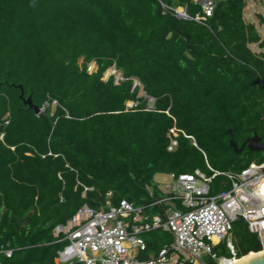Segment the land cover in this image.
<instances>
[{
	"label": "trees",
	"instance_id": "obj_1",
	"mask_svg": "<svg viewBox=\"0 0 264 264\" xmlns=\"http://www.w3.org/2000/svg\"><path fill=\"white\" fill-rule=\"evenodd\" d=\"M213 4L200 24L191 0H0V264H55L66 242L54 230L86 205L182 209L153 205L167 197L157 175L264 163V152L230 145L264 143V54L249 48L264 50V36L244 22L245 0ZM110 69L122 79L104 80ZM173 128L192 139L170 152ZM230 237L239 258L260 251L242 219ZM143 239L142 259L172 242L161 230ZM213 254L231 258L228 240Z\"/></svg>",
	"mask_w": 264,
	"mask_h": 264
},
{
	"label": "built area",
	"instance_id": "obj_2",
	"mask_svg": "<svg viewBox=\"0 0 264 264\" xmlns=\"http://www.w3.org/2000/svg\"><path fill=\"white\" fill-rule=\"evenodd\" d=\"M191 1L202 6L203 14L194 20L203 24L212 16L213 0ZM172 11L178 19H190L186 8ZM243 20L263 37L264 0H245ZM249 48L255 54H264L257 44L249 45ZM95 70L94 64L88 68L89 73ZM145 97L152 109L154 99ZM132 105L130 103L129 107ZM180 135L192 139L173 128L168 134V151L176 149ZM208 169L211 175L200 170L178 177L164 175L171 180L166 186L167 197L153 205L180 201L182 209L165 208L159 214L149 215L145 207L127 201L116 207L108 203V209L84 206L66 226L54 230V237L66 242L58 252L55 264H194V259L198 263L202 255L216 259L213 248L226 239L232 256L219 258L217 264H233L245 257H237L230 237L233 224L239 219L244 220L249 232L259 239L260 251L253 254L264 253V163H252L241 172L215 171L210 166ZM218 177L225 179L222 187L228 189L212 195L211 185ZM146 190L150 197L154 196L153 189L146 187ZM156 230L170 234L172 242L159 253L142 259L141 255L147 251L143 235ZM5 255L11 258L12 251H6Z\"/></svg>",
	"mask_w": 264,
	"mask_h": 264
},
{
	"label": "water",
	"instance_id": "obj_3",
	"mask_svg": "<svg viewBox=\"0 0 264 264\" xmlns=\"http://www.w3.org/2000/svg\"><path fill=\"white\" fill-rule=\"evenodd\" d=\"M21 99L24 104L29 107L30 110H33L36 114L40 113V109L33 105L31 98L24 99L23 93L21 94ZM231 147L234 149L236 153H239L242 149L247 147L251 152H264V143L261 142L260 138L257 136H253L248 138L241 149H238L237 145L234 142H231ZM194 264H203L201 261L198 263L194 259ZM239 264H264V253L255 254L252 258L247 261L241 262Z\"/></svg>",
	"mask_w": 264,
	"mask_h": 264
},
{
	"label": "rangeland",
	"instance_id": "obj_4",
	"mask_svg": "<svg viewBox=\"0 0 264 264\" xmlns=\"http://www.w3.org/2000/svg\"><path fill=\"white\" fill-rule=\"evenodd\" d=\"M110 75H111V76L114 75V76L116 77V81L121 80V74L118 73L117 71H115L114 69H110V70L106 73L105 77L107 78V77L110 76ZM140 96H145L144 92L141 91V92H140ZM129 104H130V103H129ZM129 104H128V106H129ZM155 182L158 184L160 190H161L164 194H166V192H168V191L166 190V186H167L168 184L171 183V180H170L169 177L164 176V175H157V176L155 177ZM173 207H174V209H176V208H175V204H174ZM220 255H223V254L220 253ZM218 259H219V258H218ZM218 259H212L209 255H202V256L200 257V261H201L203 264L217 263V262H218Z\"/></svg>",
	"mask_w": 264,
	"mask_h": 264
},
{
	"label": "bare ground",
	"instance_id": "obj_5",
	"mask_svg": "<svg viewBox=\"0 0 264 264\" xmlns=\"http://www.w3.org/2000/svg\"><path fill=\"white\" fill-rule=\"evenodd\" d=\"M253 256H255V254H253V253L248 254L247 256H245L244 258H242L241 260L236 261V262H233V264H239V263H241V262L247 261V260H249L250 258H252Z\"/></svg>",
	"mask_w": 264,
	"mask_h": 264
}]
</instances>
